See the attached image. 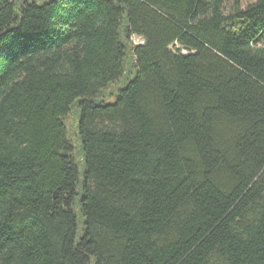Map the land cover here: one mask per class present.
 I'll return each instance as SVG.
<instances>
[{
	"label": "trees",
	"instance_id": "obj_1",
	"mask_svg": "<svg viewBox=\"0 0 264 264\" xmlns=\"http://www.w3.org/2000/svg\"><path fill=\"white\" fill-rule=\"evenodd\" d=\"M0 264H264V0H0Z\"/></svg>",
	"mask_w": 264,
	"mask_h": 264
},
{
	"label": "rangeland",
	"instance_id": "obj_2",
	"mask_svg": "<svg viewBox=\"0 0 264 264\" xmlns=\"http://www.w3.org/2000/svg\"><path fill=\"white\" fill-rule=\"evenodd\" d=\"M243 6L247 5L248 3L252 2L253 0H239ZM133 42L135 44L143 43L141 38L134 36L132 38ZM130 68V67H129ZM133 73V69H132ZM132 77V74L126 73L124 77L121 78V80L114 81L110 83V85L104 89L99 95L96 97L95 101L97 103L103 102V103H113L115 101V95L117 93V89L127 83L129 78ZM66 124L68 127V130L70 132L71 138L75 139V132H76V113L73 111L69 116L66 118ZM74 145V157H77V149H76V143L75 141L72 142Z\"/></svg>",
	"mask_w": 264,
	"mask_h": 264
}]
</instances>
